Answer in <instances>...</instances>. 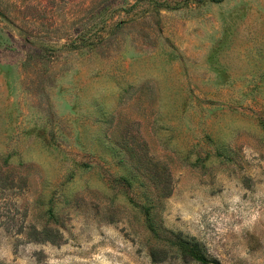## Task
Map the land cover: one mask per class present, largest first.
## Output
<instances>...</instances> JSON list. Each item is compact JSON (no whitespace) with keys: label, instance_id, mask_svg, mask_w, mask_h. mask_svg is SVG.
Segmentation results:
<instances>
[{"label":"rangeland","instance_id":"1","mask_svg":"<svg viewBox=\"0 0 264 264\" xmlns=\"http://www.w3.org/2000/svg\"><path fill=\"white\" fill-rule=\"evenodd\" d=\"M264 264V0H0V264Z\"/></svg>","mask_w":264,"mask_h":264},{"label":"trees","instance_id":"2","mask_svg":"<svg viewBox=\"0 0 264 264\" xmlns=\"http://www.w3.org/2000/svg\"><path fill=\"white\" fill-rule=\"evenodd\" d=\"M212 1H220V0H212ZM181 245V250H182V254L183 256H189L191 258H194L196 260H198L199 264H207L208 263V259L200 253L199 248L198 247H189L187 245Z\"/></svg>","mask_w":264,"mask_h":264}]
</instances>
